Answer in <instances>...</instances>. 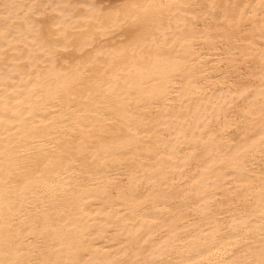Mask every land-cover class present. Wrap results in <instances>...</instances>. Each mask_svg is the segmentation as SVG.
<instances>
[{"label": "bare ground", "instance_id": "obj_1", "mask_svg": "<svg viewBox=\"0 0 264 264\" xmlns=\"http://www.w3.org/2000/svg\"><path fill=\"white\" fill-rule=\"evenodd\" d=\"M0 264H264V0H0Z\"/></svg>", "mask_w": 264, "mask_h": 264}]
</instances>
